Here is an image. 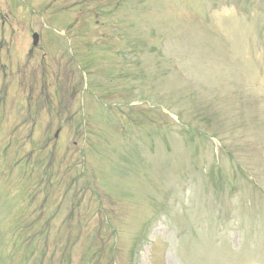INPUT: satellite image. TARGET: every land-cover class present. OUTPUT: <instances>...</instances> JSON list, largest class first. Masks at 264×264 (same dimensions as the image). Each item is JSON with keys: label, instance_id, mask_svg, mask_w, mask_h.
Listing matches in <instances>:
<instances>
[{"label": "rangeland", "instance_id": "obj_1", "mask_svg": "<svg viewBox=\"0 0 264 264\" xmlns=\"http://www.w3.org/2000/svg\"><path fill=\"white\" fill-rule=\"evenodd\" d=\"M0 264H264V0H0Z\"/></svg>", "mask_w": 264, "mask_h": 264}]
</instances>
